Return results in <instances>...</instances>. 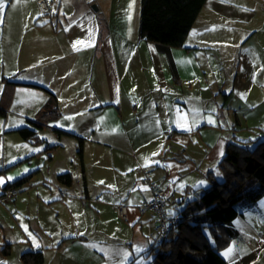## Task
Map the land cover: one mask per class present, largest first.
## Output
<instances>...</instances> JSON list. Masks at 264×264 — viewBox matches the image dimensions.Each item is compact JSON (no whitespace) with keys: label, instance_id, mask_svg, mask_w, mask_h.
Here are the masks:
<instances>
[{"label":"crops","instance_id":"crops-1","mask_svg":"<svg viewBox=\"0 0 264 264\" xmlns=\"http://www.w3.org/2000/svg\"><path fill=\"white\" fill-rule=\"evenodd\" d=\"M45 1L0 8V194L30 174L13 200L0 201V264L36 249L42 264H151L156 222L137 205L152 191L134 168L153 170L174 211L218 174L228 142L264 136V0H205L186 47H171L170 57L139 36L140 0ZM47 90L59 116L35 144L16 129L33 127ZM67 171L80 174L79 187L57 179ZM258 201L237 205L239 234L221 250L227 264H264ZM117 202L128 206L126 221Z\"/></svg>","mask_w":264,"mask_h":264},{"label":"trees","instance_id":"trees-1","mask_svg":"<svg viewBox=\"0 0 264 264\" xmlns=\"http://www.w3.org/2000/svg\"><path fill=\"white\" fill-rule=\"evenodd\" d=\"M205 0H140L139 36L153 41L160 51L170 57L171 47H186L185 39L195 22ZM174 69L173 61L171 60ZM6 84L16 82L6 80ZM39 109L33 127L16 129L19 135L35 144L43 139L38 131L50 120L59 116L58 101L54 93ZM7 94L5 89L4 95ZM7 107L0 104V115L5 116ZM57 135L65 133L54 129ZM253 142L251 145L250 142ZM56 145H45L51 151ZM77 153L82 162L83 139L77 138ZM24 159H29L26 157ZM218 174L208 173L209 183L185 192L176 206L168 213L174 218L168 237L157 245L150 244L148 255L151 264H227L221 250L238 236L232 222L238 215L237 205L251 207L264 196V136L245 143L228 142L218 162ZM30 174L7 183V187H19L26 183ZM57 179L71 185L70 171L57 175ZM169 207V206H168ZM4 254L9 253V244L2 246ZM20 264H42L41 249L24 251Z\"/></svg>","mask_w":264,"mask_h":264},{"label":"built area","instance_id":"built-area-1","mask_svg":"<svg viewBox=\"0 0 264 264\" xmlns=\"http://www.w3.org/2000/svg\"><path fill=\"white\" fill-rule=\"evenodd\" d=\"M39 6L46 8L45 0H37ZM260 90L264 96V84L260 85ZM134 172L139 175L141 182L152 191L150 199L143 200L137 205L139 211H150L156 222L154 235L152 237V245H157L168 237V232L171 228V223L174 218L168 213L169 197L164 187L155 178L153 170L147 165H137ZM17 187L4 188L0 194L1 202H9L18 195ZM114 211L120 220L126 221L129 218L128 206L124 202L114 204ZM259 246L264 245V237L258 241Z\"/></svg>","mask_w":264,"mask_h":264},{"label":"rangeland","instance_id":"rangeland-1","mask_svg":"<svg viewBox=\"0 0 264 264\" xmlns=\"http://www.w3.org/2000/svg\"><path fill=\"white\" fill-rule=\"evenodd\" d=\"M91 6H92V5H91ZM137 6L139 7V0H137ZM137 11H138V8H137ZM254 136H256L255 132H253L252 134H250L249 137H251V138L253 139ZM245 137H248V136H245ZM246 139H248V138H246ZM252 143H253V142H250L249 144L251 145ZM71 169H72L73 171H75L74 168L71 167ZM76 173H77V172H74V173H73V180L76 182L75 185H74V188L79 187V186L76 185V184H77V182H78V184H80L81 181H82V177L80 176V174H79L78 177H76ZM78 173H79V171H78ZM75 178H77V179H75ZM78 190H79V188H78ZM258 204H259V205L264 204V196H263V198H261V199L258 201ZM231 242H232V241H231ZM231 242H230V243H231ZM151 258H152V257H147V261H149ZM145 259H146V258H145Z\"/></svg>","mask_w":264,"mask_h":264},{"label":"snow or ice","instance_id":"snow-or-ice-1","mask_svg":"<svg viewBox=\"0 0 264 264\" xmlns=\"http://www.w3.org/2000/svg\"><path fill=\"white\" fill-rule=\"evenodd\" d=\"M3 0H0V8H3ZM9 179H11V177H9ZM0 183H3L2 180H0ZM233 251L232 248H229L226 252H225V255H229L231 252Z\"/></svg>","mask_w":264,"mask_h":264}]
</instances>
